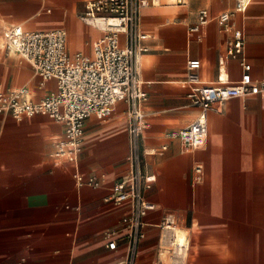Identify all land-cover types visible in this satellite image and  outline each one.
Listing matches in <instances>:
<instances>
[{"label": "crops", "instance_id": "1", "mask_svg": "<svg viewBox=\"0 0 264 264\" xmlns=\"http://www.w3.org/2000/svg\"><path fill=\"white\" fill-rule=\"evenodd\" d=\"M93 1L0 0L1 89L27 88L35 102L57 92V80H43L29 62L7 50L4 31L18 25L29 32L65 30L71 54L92 55L104 35L82 20ZM237 1L184 0L179 5L160 0L141 10L139 29L150 36L149 52L141 58L148 94L143 145L156 152L143 160L145 171L155 176L146 191L155 210L145 218L146 238L136 264L173 263L160 244V223L167 215L191 241L187 264H264V92L233 98L211 111L199 148L170 137L199 114L187 97V61H201L204 82L216 80L229 39L218 18L234 11ZM202 10L209 11V23L190 32ZM231 21L245 35L242 59L251 70L228 60L230 81H263L264 0H252ZM1 119L0 264H118L127 247L120 242L116 251L109 250L106 235L126 233L120 221L130 204H114L107 197L130 170L126 102H119L110 117L86 122L76 162L54 156L65 124L46 116Z\"/></svg>", "mask_w": 264, "mask_h": 264}, {"label": "built area", "instance_id": "2", "mask_svg": "<svg viewBox=\"0 0 264 264\" xmlns=\"http://www.w3.org/2000/svg\"><path fill=\"white\" fill-rule=\"evenodd\" d=\"M251 1L238 0L234 11L225 12L218 18L229 39L226 55L219 59L218 76L214 82L202 80L200 60L187 61V97L199 114L188 126L170 133V137L179 140L186 148L195 149L204 145L208 114L220 104L264 92V80L257 83L246 80L231 82L226 69V63L230 60L238 61L245 72L251 70V65L242 59L245 35L231 21L237 13L245 12ZM176 2L179 5L185 3L184 0ZM159 3L160 0H96L88 3L82 20L104 32L96 42L92 55L82 52L71 54L65 30L29 32L18 25L4 31L7 50L29 62L43 80H57L58 90L35 102L27 88L5 92L0 87V124L3 115L16 119L46 116L65 124V137L57 144L54 155L58 161H78L86 122L91 117L104 120L112 115L119 102L128 105L130 170L127 176L112 186L107 197L114 204H130V212L120 221L126 233L117 237L120 233L117 230L106 235L109 250L116 251L120 242L127 247L125 257L118 264H136L139 246L146 238L145 218L155 210V205L146 197L155 176L145 171L143 160L145 155L156 153L145 150L143 145L147 128L143 106L148 94L141 79V58L149 52L146 42L150 36L140 31L139 24L141 10ZM209 21V11L202 10L198 22L190 27V32H199ZM195 171L200 178L203 167L198 165ZM90 182L98 185L95 180ZM160 228L161 250L170 255L172 264H187L191 241L184 235L176 218L173 215L165 216Z\"/></svg>", "mask_w": 264, "mask_h": 264}, {"label": "bare ground", "instance_id": "3", "mask_svg": "<svg viewBox=\"0 0 264 264\" xmlns=\"http://www.w3.org/2000/svg\"><path fill=\"white\" fill-rule=\"evenodd\" d=\"M3 41H4V44H5V40H4V39H3ZM183 236H184V235L181 236V239H183Z\"/></svg>", "mask_w": 264, "mask_h": 264}, {"label": "rangeland", "instance_id": "4", "mask_svg": "<svg viewBox=\"0 0 264 264\" xmlns=\"http://www.w3.org/2000/svg\"><path fill=\"white\" fill-rule=\"evenodd\" d=\"M75 54V53H74Z\"/></svg>", "mask_w": 264, "mask_h": 264}]
</instances>
